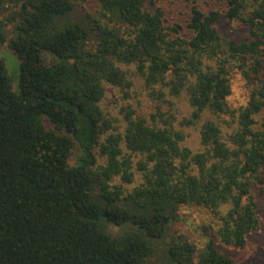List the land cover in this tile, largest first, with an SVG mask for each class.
I'll return each instance as SVG.
<instances>
[{"label":"trees","instance_id":"obj_1","mask_svg":"<svg viewBox=\"0 0 264 264\" xmlns=\"http://www.w3.org/2000/svg\"><path fill=\"white\" fill-rule=\"evenodd\" d=\"M224 2L183 26L154 0H0V264H238L216 240L261 226L264 0ZM195 205L203 244L168 239Z\"/></svg>","mask_w":264,"mask_h":264},{"label":"rangeland","instance_id":"obj_2","mask_svg":"<svg viewBox=\"0 0 264 264\" xmlns=\"http://www.w3.org/2000/svg\"><path fill=\"white\" fill-rule=\"evenodd\" d=\"M155 8H161L164 12L165 23L181 24L186 26V21L190 15L193 4L204 8L225 9L224 0H154ZM222 35L241 39L246 32V28L238 22L229 23L227 18H223L218 24ZM9 29V28H8ZM10 32V30H8ZM0 56L5 58L10 73L17 79L19 78V59L17 55L0 41ZM233 94L231 102L238 105L246 98V82L240 72L234 71L232 74ZM133 93L140 94V86L137 85ZM120 95L116 88H109L105 98V104L113 114L117 115L119 105L117 104ZM258 202V213L261 219V226L253 231L249 236L244 247L227 246L216 240V246L236 259L238 264H264V186H257L253 190ZM208 210L202 206H185L180 211V217L172 223L170 227V239L174 235L183 233L193 242L201 246L204 242L203 230L199 224L210 221Z\"/></svg>","mask_w":264,"mask_h":264}]
</instances>
